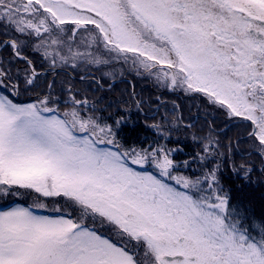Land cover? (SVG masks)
<instances>
[{
    "label": "snow or ice",
    "instance_id": "obj_1",
    "mask_svg": "<svg viewBox=\"0 0 264 264\" xmlns=\"http://www.w3.org/2000/svg\"><path fill=\"white\" fill-rule=\"evenodd\" d=\"M0 36V199L33 196L0 206V264H264V212L249 223L231 205V144L213 127L190 176L170 130L154 126L163 144L126 147L120 120L82 112L95 107L72 87L61 100L55 81L39 83L94 67L100 78L80 79L102 89L130 65L239 120L264 162V0H0Z\"/></svg>",
    "mask_w": 264,
    "mask_h": 264
},
{
    "label": "trees",
    "instance_id": "obj_2",
    "mask_svg": "<svg viewBox=\"0 0 264 264\" xmlns=\"http://www.w3.org/2000/svg\"><path fill=\"white\" fill-rule=\"evenodd\" d=\"M2 39L4 37L0 36V40ZM25 54L39 59L32 54L31 49ZM0 56L8 57L9 50L0 47ZM111 71L110 76H105L102 89H97L90 79H80L81 75L87 73H93L100 78L101 72L96 71L94 67L41 76L39 83L42 88H46L47 84L55 81L50 91L61 100L67 99L66 89L72 87L81 98L87 97L89 103L95 107V112L81 110L82 112L87 111L113 126L115 121L120 120L121 123L116 129L117 139L126 147L163 144L165 139L158 135V129L154 126L160 125L164 130H170L171 139L167 140V145L169 148L179 146L182 149L175 154L177 161H191L187 170L182 169L190 176L198 175L200 171L199 161L194 160L196 154L202 151L199 138L208 133L210 126L213 127L223 144H231L232 159L226 162L221 174L225 190L231 197V205L245 213L249 223L252 217H260L264 212V162L255 154L245 125L229 120L199 98L190 99L182 93H173L161 88L155 78L138 74L130 65L117 64ZM28 95L34 96L35 93ZM176 105L179 106L178 109ZM63 110L64 105H61V111ZM200 113L206 114L209 120L203 119ZM180 117L182 119H178ZM233 162L236 165L251 166L253 170L245 178L243 173L236 174L231 170ZM0 203V206L31 204L27 195H24V198L6 199Z\"/></svg>",
    "mask_w": 264,
    "mask_h": 264
},
{
    "label": "rangeland",
    "instance_id": "obj_3",
    "mask_svg": "<svg viewBox=\"0 0 264 264\" xmlns=\"http://www.w3.org/2000/svg\"><path fill=\"white\" fill-rule=\"evenodd\" d=\"M152 78H154V77H152ZM162 88V87H161ZM24 195H27L28 196V201L30 202V203H32L33 202V196H31V195H28V194H23V195H21V196H19L20 198H24ZM12 198H14V197H8L7 199H12ZM16 198H18V197H16ZM4 200H6V199H0V202H2V201H4ZM1 204V203H0ZM15 205H17V204H15ZM15 205H13V206H15ZM19 205H22V206H24L23 204H19Z\"/></svg>",
    "mask_w": 264,
    "mask_h": 264
},
{
    "label": "flooded vegetation",
    "instance_id": "obj_4",
    "mask_svg": "<svg viewBox=\"0 0 264 264\" xmlns=\"http://www.w3.org/2000/svg\"><path fill=\"white\" fill-rule=\"evenodd\" d=\"M200 101H202V102H204L202 99H200ZM205 103V102H204ZM200 116L203 118V119H205V120H207L208 118H207V115L206 114H204V113H200ZM209 120V119H208ZM235 122H240L239 120H234ZM218 131H220V130H218Z\"/></svg>",
    "mask_w": 264,
    "mask_h": 264
}]
</instances>
